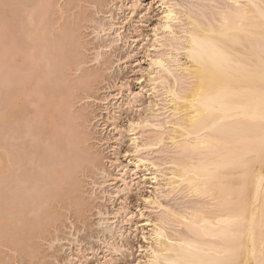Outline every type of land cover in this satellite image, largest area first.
Segmentation results:
<instances>
[{"label": "bare ground", "instance_id": "6f19581e", "mask_svg": "<svg viewBox=\"0 0 264 264\" xmlns=\"http://www.w3.org/2000/svg\"><path fill=\"white\" fill-rule=\"evenodd\" d=\"M30 1L25 7L26 0H9L8 3L14 7L8 8V11L4 9V13L0 11L8 14L0 15V75L5 83L14 85L12 80H16L18 84L13 87L14 91L10 90L12 93L7 89L10 94H5L8 95V103L15 108L21 107L20 110L26 104V110L30 104H35L34 115L42 119V126L48 127L45 126L43 132H49L58 122L64 123L66 128L62 127L64 132L59 131L64 140L59 141L63 142L62 147L58 148V142L54 143L61 155L56 159L54 152L56 155H52V160L48 155H42L45 157L43 165L41 160L40 163L36 160L37 165L41 164L49 175V180L46 179L49 182L44 181L45 177L43 182L38 180L41 178L39 173L35 175L32 172L34 176H30L27 172L29 177L23 174H20L21 177L18 174L13 176L15 172L11 175L14 169H11V153L7 149L8 153L2 152L5 148L0 150V183L2 179L4 182L10 176L13 180L18 176V181L15 179L17 182L12 185L17 183L20 189L11 186L13 180L10 179L8 188L13 187L15 192L10 189V194L5 192V200L1 198L0 249L5 247L10 251L19 249L23 252H35L37 239L47 238L51 233V221L59 220V209L76 206L77 214L82 215L85 209L76 192L79 193V187L85 184L79 186L78 182L83 180L78 181L81 178L77 179L75 173L84 171L85 166L88 169L98 168L99 164L97 152H90L85 146L91 138L83 131L84 124L81 128L85 115L72 117L68 114L72 107L69 104L71 98L68 101L71 92L68 87L65 90L59 84L66 81L68 75L65 70H78L82 66L74 35L75 22L68 31L57 27L60 19L56 20L59 24L56 28L53 21L54 33L49 19L56 12L65 10L59 7H62L60 0ZM190 1L159 0V17L152 34L147 37L136 30L129 38L131 42L142 43L145 48L147 59L142 75H145L148 85V103L135 104V95L126 84L121 83L118 89L115 87L113 90L116 92H112L111 100L117 103L123 98V93L129 91L132 97L126 104L137 115L128 120L125 128H121L115 121V114L122 106L118 104L115 111L106 108L107 121L111 122L108 124L120 135L112 143L117 145L121 137L127 138L133 158L128 162L135 169L142 166V172L149 170L153 186L150 194L142 197L147 214L136 208L145 217L141 225H135L145 243L139 245L144 252L141 263L264 264V0ZM21 2L25 8H21ZM113 4L119 6L121 12L127 10L131 14L125 17L128 18L127 23L133 20L137 0H131L129 5L123 0ZM6 17H11L9 22L13 21L12 25L8 26ZM123 23L122 20L116 28L111 22L108 26L98 24L96 28L104 34L113 29L116 34L113 42H117L121 40ZM9 30L14 31V36ZM61 31L62 39L49 40L53 33L60 35ZM72 49L73 54L69 53V56L68 50ZM39 62L46 63V70L40 69L43 65L40 63V67ZM61 62L64 65L55 66ZM15 65L17 71L13 69ZM84 76L82 79L89 81L87 74ZM73 86L78 91L83 83ZM7 117L9 119L10 116ZM0 119L4 124L9 122L3 113ZM9 123L8 126L11 125ZM56 130V136L61 137ZM56 138L60 140L58 136ZM108 176L111 177L109 185L114 183V190L109 194L112 200L116 196L119 199L121 194L131 189L128 171L118 170L116 176ZM19 183H29L30 186L27 184V190L22 186L21 189ZM40 183L44 186L39 185V189ZM36 191L40 194L36 195ZM176 196L185 200L177 207L160 199ZM134 212L121 205L112 215L104 218L109 226L117 222L125 224ZM114 232L115 236L109 233L112 236L107 238L106 243L103 241L109 253L98 258V264L112 260V254L120 250L116 240L123 238L125 232L119 227ZM78 252L72 256L70 264H80ZM2 255L0 264H6ZM83 257L85 259L84 254ZM135 264H140V260H136Z\"/></svg>", "mask_w": 264, "mask_h": 264}, {"label": "rangeland", "instance_id": "374dc122", "mask_svg": "<svg viewBox=\"0 0 264 264\" xmlns=\"http://www.w3.org/2000/svg\"><path fill=\"white\" fill-rule=\"evenodd\" d=\"M8 1L9 0H7V2ZM21 1H25V0H21ZM26 1L27 2L25 3V7L28 5V0ZM117 1H122V0H62V1L60 0L59 4L62 5V7L61 6L59 7L65 10L62 11V13L61 11H59V13L56 12V15L54 14L50 16L51 18L49 20L52 23L56 22V25L55 23L54 24L50 23V25H52L53 31L55 30L53 26L55 25V28H56L58 23L60 25L58 24L59 26L57 27H62L65 30V28L66 29H68L69 27L72 28V25L75 22L74 24L75 26H73V28L75 27L74 29L76 31V34L74 35H76L77 42H78L77 50L80 52V55H81L80 58L83 59V60L81 59L82 66L80 65L81 67L78 70L77 69L73 70L74 72L71 71L72 69L69 71L63 68V70L67 72V75L70 76L69 77L70 79L68 78V76H66V79H65L66 81L64 80L65 82L61 83L60 81V83L59 82L58 83L60 84V87L65 88V90L68 87L67 90L69 89V93L71 92L70 94H68V101L71 98L70 99L71 101H69V104H71L73 108L72 107L70 108V111L72 112L69 111L68 114H70L72 117L85 115L83 118L84 119L86 118V119L83 122L80 121L82 123L81 128H83V124H84V128L86 129L83 128V131H86V133L90 135L89 138L91 137L89 141L86 142L85 146L87 145L88 148L86 149L87 150L89 149L88 151L97 152V154L96 153L94 154H96V156L98 155L97 157L99 158H97V160L99 159L98 161L99 164H98V168L97 166L96 168H94L95 170L91 169L92 167H89L88 169V167L86 168L85 166V168H83L84 171L82 170V171L76 172L78 174L74 172L77 179L78 177L79 179L81 178L78 181L83 180L81 182L77 181L78 183L81 184V185L79 184V186H82L85 184L84 187H79L80 188L79 193L81 192L80 194L76 192V195L78 194L77 196L78 197L80 196L82 199L81 201L79 199V202H81L83 206L81 204L80 205L82 206V208L84 207L83 209H85L82 215L81 213H79L80 215L77 214L76 206L75 208L74 206L69 205L68 209L65 208L66 210L59 209L58 211L60 214H58V217H57L59 220L58 221L56 220L54 222L51 221L49 225V229L51 232L48 235L49 237L47 236L45 240H41V241H39L40 239H37L36 241L37 243H35L36 245H34L36 250L32 248L33 250H35V252H32V251L23 252V251H20L19 249L18 251H10L9 249L5 247H1L2 251L4 252L0 254L4 255V256L2 255L4 260L7 263L9 262V264H70L73 262V260H71L72 256L75 254L77 255L78 249L81 250L82 252L83 250H85L83 253L81 251H80L81 253L78 252L77 259L80 260L79 261L80 264L82 263L83 264L84 263L98 264L97 259L109 253L108 251L106 252L104 242L107 240V238H110L109 236H112L115 233L114 231H116L118 227L124 230L125 232L123 238L121 239L117 238L116 240V243L119 241V243L117 244L120 246V250L117 253H114V254L111 253L113 257V259L110 260L111 262L110 261H107L108 263L101 262V264H135L136 260H140V264H142L141 262L144 259L142 257L144 252L141 251L143 248L140 249L139 245H144L145 243L142 239L140 229H136L135 225L137 226L141 225L142 224L141 221L145 217L141 216L138 213L137 209L140 208L144 213L147 214V211L143 207L144 201L142 197L146 196L147 194H150V191L153 190V186L149 180V176H150L149 170L142 172L140 171V169L143 168L142 166H140V168L135 169L132 167V164L128 162L129 160H132L133 158H132L131 151H130L131 147L128 145L129 142H127V138L121 137L120 138L121 140L120 142H118L117 145L112 143L114 142V138L120 137V135H117L116 131L112 130L113 126H110L108 124L110 121L109 122L107 121L108 115H107L106 108H108V110L114 109L115 111L116 109H118L116 108L118 104L122 106L121 108L117 110L115 114L116 115L115 121L118 123L119 126H121V128L122 127L125 128L126 124L128 123V120L132 118V116L135 117L137 115V113L134 112V109L129 107L126 104V102L129 101L132 97V95L129 96V91L133 92V94L135 95V100H136L135 104L145 105L148 103L149 92L146 91L148 85L145 81V75H142L143 74L142 70H144V67L146 66V59H147L146 52L144 50L145 48L142 45V43L139 44L137 42H131V39L129 38L133 34H135L136 30L140 35H144V36L146 35L147 37L148 35L150 36L152 34L153 26L159 17L160 2L159 0H137L138 7L136 10V13L133 14V20L127 23L128 18H125V17L128 14V11L125 10L124 12H121L119 10V6H114L113 2L117 3ZM186 1L188 0H183V1L180 0V2L188 3ZM29 2L31 3L30 0ZM123 2L129 5L131 0H123ZM189 2L191 1L189 0ZM22 4L23 3L21 2V6ZM23 7L24 5L21 8ZM123 8H126V7H123ZM3 10L4 9L0 8L1 12ZM4 12L6 11H3V13ZM3 13H1L0 15L8 16V14L6 13L3 14ZM130 15L131 14H128V17ZM57 16H58V19H57ZM9 18L6 17L8 26L9 24L12 25L13 23V21L12 23H10L12 19H9ZM56 20L57 21L59 20L60 22L57 23ZM122 20L124 22L122 24L124 25L123 33L121 35V40L117 42H113V40L116 39V34L113 29H111L109 32H106L107 34L106 35L100 31V28L98 29L96 28L97 26L99 27L98 24L108 26L110 22L113 23L114 28H116V26L119 25V22H121ZM62 31L59 33L60 35L55 34L57 35L56 37L53 33V35H51L49 40L51 39L54 40L55 38L57 39L59 37L60 39H62V35H63ZM75 31L73 33H75ZM10 32H13L12 36H14V31H10ZM65 33L66 32L64 31V34ZM19 36H16V37L19 38ZM80 41L83 43L82 46H81L82 43ZM110 41H111V44H110ZM77 50H75L74 52H76ZM48 51L51 52V50H48ZM69 53L73 54V49L71 51L68 50V54ZM68 58H66V60ZM41 62H39L38 65L40 67L41 65H43L40 68L43 70L45 69L44 66L46 63L44 62L42 64ZM61 63H60L61 65L58 63L55 66L59 68L62 65H64L63 62ZM56 67L54 68L56 69ZM106 67L108 68L106 69ZM14 68L17 69L16 65L15 67H13V69ZM50 68H53V67H50ZM1 71L2 69L0 68V72ZM53 71L55 72V70ZM85 74H87L86 77L89 78V81L88 79L87 81L82 79V77ZM1 75H0V113H1L0 117H2V113H3V115H5L7 120L10 122V123L7 122V124L9 123L11 125L8 126L7 124H4V121L0 119V150H2V148H5L3 149L2 152L8 153L7 150H9V154L11 153L10 155L12 156V159H13L11 160V162L13 161V164L11 163V169L14 168L11 170V175L14 172L15 174H13V176L18 174L19 177H21L20 174H23V176L24 175L26 176L27 172H28V175L30 174V176H32L34 173L35 175L39 173L38 174L39 178L40 177L41 178L38 180H41L43 182L42 178L45 177L44 181H47L46 179L49 180L48 178L49 175H47V172H45V169L42 168L43 157L48 155L50 157L49 159L52 160L51 159L52 155L53 157L56 154L58 155L60 150H56L57 147L55 149L54 146L55 145L57 146V144H54V143L58 142V145H59L58 148H60V146L63 145L62 144L63 142L62 143L59 142V141H64L63 135L60 132L61 131L64 132L63 130L65 129L63 128H66V126L64 125V123L60 124V122L55 123V124L52 123L53 127L52 126L51 127L54 130L57 129L58 133L62 135L60 137V135L57 134L60 140H57L56 132L52 128H50L51 130L47 129V130H50L49 132L47 131L43 132V129H45L46 125L44 124L45 126H42L43 125L41 124L42 119L40 118L38 119L34 115V112H35L34 105L35 104L34 105L30 104L31 103L30 100L32 98H29L30 100L26 101V102L30 101V103L28 102L30 104V105L28 104L29 107L27 106L28 111L26 110V105H27L26 103H25L26 104L25 107H22L23 109L21 110H20L21 107L15 108L12 105H10L8 103V97H7L8 95L6 96L5 92L6 93L8 92L7 94H10L11 92L10 90L14 91L13 87L15 85L17 86L18 84H16L15 82L16 80H12L14 82V85L13 83L11 84L10 82L5 83L4 79L1 78ZM51 76L56 77L55 74L54 75L51 74ZM79 83H83V86H81V89L79 87V90L77 91L73 88L74 87L73 84L76 85ZM121 83L126 84V86L129 88V91L124 92L123 98L122 99L120 98L117 101V103H115V100H111L112 99L111 94L112 92L113 94L114 92H116L113 90L115 89V87L116 89H118V86ZM7 89L10 92L6 91ZM104 98H107L108 101L104 100ZM72 100L74 101L72 102ZM18 109L21 112H19ZM29 110L31 112H29ZM78 112L82 114L80 115ZM18 113L20 114L19 117L16 116V114L18 115ZM14 114H15V117H18L17 118L18 120L16 121L14 120L16 119L15 117L12 118ZM7 115L10 116L9 119ZM10 119H13L14 121L11 120L12 121L11 122ZM80 120H83V119H80ZM16 122H17V125H16ZM4 126L6 127L5 128L6 130L4 129ZM5 131L7 132L9 131V132L7 133ZM51 132L52 133L55 132V133L52 134ZM5 134H7L9 137H7ZM8 142L9 144H7ZM7 146L9 148H7ZM51 149L53 150L52 152H51ZM35 150L36 152H34ZM125 151H129V152H125ZM14 155L17 156L16 157L17 159L14 158ZM57 155H56V159L57 157L61 155V153H59L58 156ZM48 156L46 159H48ZM36 160L38 162L41 160L40 162L42 163V165L40 164L41 165L40 168H39L40 165L39 166L37 165ZM67 161L70 162V159L68 158ZM72 161L74 160L72 159ZM12 165L15 167H12ZM116 165H118V167H116ZM130 168H133V170H130ZM118 170L128 171V175H129L128 179L131 180L130 184L132 187L129 191L121 194L119 199L116 196L112 200L109 194L113 192L114 190L113 189L114 183L109 185V179L111 177L108 178L109 177L108 175L111 174L113 176H116ZM42 171L43 173L45 172L44 173L45 176L43 175ZM40 173H42L43 176ZM28 175L27 177H29ZM106 175H107V178H106ZM12 177L10 176L11 180H13ZM14 178L18 181V176ZM10 179H4V182L2 181L3 179L1 180L0 184L2 185V188L0 185V191L3 192V194H1L0 192L1 194L0 203H2V200H5V196L7 194L11 193L10 189L12 190L13 187H11L10 189L8 188L11 182ZM15 179L11 182V186L15 185L14 188H16L17 186L16 189L20 190L18 189L17 183L12 185V183L16 181ZM105 179L106 181L104 182L106 183L103 182V180ZM41 181H38V182H41ZM41 183L38 184V188H39V185L40 187L44 186V185L42 186ZM19 184H20L19 186L21 189H23L22 187H25L26 190L29 188L28 185L30 186L29 183H25V184L19 183ZM36 192L35 193L37 195L39 191H36ZM33 193L32 195H34ZM121 198L122 200H124L123 202L120 200ZM160 199L164 203L167 202L169 205L175 206V207L183 204V202L185 201V200L183 201V199L178 196L174 198L173 197L167 198V199L160 197ZM121 205L128 207L130 210L135 211L134 214L129 218V222L125 224L124 223L121 224L117 222V224H113L112 226L107 225L109 222L106 223L105 218L108 217L109 215H112V212H115L116 208L120 207ZM0 210H2V208H0ZM31 215L33 214L31 213ZM101 220H102V223H101ZM104 224H106V226ZM106 227H109L111 229L108 230V228ZM109 233H111L112 235H110ZM55 237L56 239L57 238L58 239L52 240ZM50 239L52 241H50ZM109 240L111 241V239H108V241ZM83 254L85 256V259L83 257ZM138 257L139 259H137ZM101 261L103 260L101 259Z\"/></svg>", "mask_w": 264, "mask_h": 264}, {"label": "snow or ice", "instance_id": "6c2138e0", "mask_svg": "<svg viewBox=\"0 0 264 264\" xmlns=\"http://www.w3.org/2000/svg\"><path fill=\"white\" fill-rule=\"evenodd\" d=\"M10 7H14V5L9 4L7 0H0V8L7 10ZM262 83H264V81H262Z\"/></svg>", "mask_w": 264, "mask_h": 264}]
</instances>
